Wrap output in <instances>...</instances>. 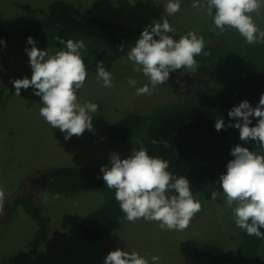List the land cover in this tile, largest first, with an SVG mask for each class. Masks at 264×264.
Segmentation results:
<instances>
[{
	"label": "rangeland",
	"instance_id": "374dc122",
	"mask_svg": "<svg viewBox=\"0 0 264 264\" xmlns=\"http://www.w3.org/2000/svg\"><path fill=\"white\" fill-rule=\"evenodd\" d=\"M52 1L0 0V27L11 30L41 20ZM63 1L87 16L136 31H142L153 21L167 19L176 30L172 34L181 36L194 31L203 36L207 20V9L193 8V0H181L180 10L174 15L164 12L167 0ZM251 15L257 27L264 30V7ZM226 37L235 47L249 45L235 29H228ZM25 62H29L26 52L5 54L0 50V85L8 72ZM186 70L170 72L168 81L157 85L153 94L139 96L136 88L147 84L148 78L134 71V64L126 59L120 64L116 62L110 71L113 88L103 87L96 74H88L77 97L81 104L90 101L98 105V111L92 115L94 131L85 130L81 136L73 135L68 140L40 115L42 102L32 88L21 89L19 97L11 94L0 108V188L5 198L24 176L35 171L60 166L110 167L111 153L124 159L133 148L138 150L141 147L138 140L124 144L111 141L107 134L109 125L129 113L146 112L161 103L180 100L208 83L203 75ZM129 79L137 81L136 87L129 85ZM212 190L222 192L219 177L193 194L202 210L183 231L161 230L159 222L140 218L122 224L96 241L83 238L78 222L99 205L98 193L84 192L71 198L41 193L38 199L46 206L50 223L46 241L34 257L28 256V242L36 227L17 209L10 221L0 223V264H104L107 254L117 248L136 251L148 259L149 264L153 255L160 258V264H194L195 249L205 243L215 244L234 255L243 230L237 227L232 209L225 207L223 194L216 201L211 200Z\"/></svg>",
	"mask_w": 264,
	"mask_h": 264
},
{
	"label": "trees",
	"instance_id": "16d2710c",
	"mask_svg": "<svg viewBox=\"0 0 264 264\" xmlns=\"http://www.w3.org/2000/svg\"><path fill=\"white\" fill-rule=\"evenodd\" d=\"M211 26L212 17L207 14L202 37L205 42L203 51L209 54L195 57L199 66L196 73L208 80L204 87L146 112L129 113L107 129L111 141L124 144L138 140L149 155L168 160V171L176 177L185 176L190 182L192 195L226 172L235 145L241 144L256 152L264 150L252 141H240L239 130L228 126L236 122L228 117L232 107L242 100L255 107L264 93V41L235 47L227 40V30L217 34L209 30ZM140 33L87 16L69 2L54 0L49 3L43 19L11 30L0 27V41L4 42L0 43V50L5 54L25 52V48H31L27 44L29 36L40 49L63 47L59 39L83 40L87 45L86 50H82L86 71L96 74L98 61H103L109 72L116 62L129 61L127 53ZM168 35L176 40L180 38L178 34ZM120 45H123L122 50ZM31 74L29 62H25L5 75L0 85V108L15 92L11 81L24 77L30 79ZM217 118L225 121V127L220 131L214 127ZM256 122L257 119L253 118L252 126ZM100 168L48 167L24 176L5 198L0 223H7L15 211L21 209L36 227L27 251L28 256L34 257L50 230L47 208L38 195L45 193L71 198L84 192H96L101 196V202L78 222V230L88 241L99 240L128 222L115 199L114 190L108 189L103 181ZM260 231L264 233V228ZM263 252L264 239L243 231L234 255L227 254L215 244L205 243L195 249L194 264H264Z\"/></svg>",
	"mask_w": 264,
	"mask_h": 264
},
{
	"label": "clouds",
	"instance_id": "9594fccd",
	"mask_svg": "<svg viewBox=\"0 0 264 264\" xmlns=\"http://www.w3.org/2000/svg\"><path fill=\"white\" fill-rule=\"evenodd\" d=\"M191 6L207 9L213 22L210 31L219 34L235 29L249 45L264 41V30L257 27L251 15L264 7L262 0H193ZM180 7L181 0H167L164 12L174 15ZM175 31L167 19L153 21L141 31L128 51L127 58L134 64V71L148 78L147 84L136 88V95L153 94L156 86L166 83L170 72L175 70L187 68L195 73L199 67L195 57L209 54L203 51L202 36L188 31L176 40L168 35ZM58 42L63 45L59 50H41L31 36L27 37L31 48L24 51L29 57L31 78L15 79L11 83L18 97L21 89L32 88L42 102L40 115L68 140L73 135L81 136L85 130L94 131L92 115L98 111V105L90 101L81 104L77 97V90L84 87L88 75L82 59V50H86L87 45L83 40L59 39ZM119 49L122 50L123 45ZM96 78L105 88L115 87L114 78L103 61L96 63ZM128 83L136 87L137 81L129 79ZM228 117L236 121L228 126L239 130L240 141H252L264 149V93L255 107L242 100L229 110ZM253 118L257 119L255 126H252ZM214 127L217 131L223 129L224 119L217 118ZM230 154L233 159L227 162L226 172L219 176L222 192L212 190L211 200L216 201L223 194L224 205L232 209L237 227L249 236L264 239L260 231L264 228V152L237 144ZM109 164L110 167L102 165L100 168L102 179L108 189L114 190L128 222L143 218L159 222L161 230L183 231L202 210L200 201L192 195L189 180L185 176L176 177L168 171V160L149 155L144 147L133 148L124 159L111 153ZM4 200L5 192L0 188V214H3ZM151 261L160 264L158 256H151ZM104 264H149V260L136 251L117 248L107 254Z\"/></svg>",
	"mask_w": 264,
	"mask_h": 264
}]
</instances>
